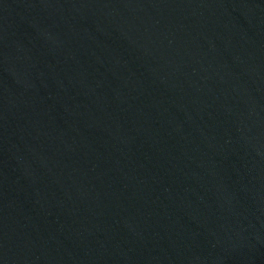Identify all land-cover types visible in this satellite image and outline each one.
Returning <instances> with one entry per match:
<instances>
[{"label":"water","instance_id":"water-1","mask_svg":"<svg viewBox=\"0 0 264 264\" xmlns=\"http://www.w3.org/2000/svg\"><path fill=\"white\" fill-rule=\"evenodd\" d=\"M0 264H264V0H0Z\"/></svg>","mask_w":264,"mask_h":264}]
</instances>
